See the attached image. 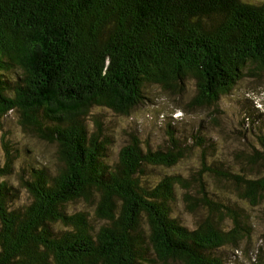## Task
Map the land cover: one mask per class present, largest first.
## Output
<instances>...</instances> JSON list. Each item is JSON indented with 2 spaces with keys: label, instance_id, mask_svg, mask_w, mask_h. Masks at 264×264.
I'll return each mask as SVG.
<instances>
[{
  "label": "trees",
  "instance_id": "16d2710c",
  "mask_svg": "<svg viewBox=\"0 0 264 264\" xmlns=\"http://www.w3.org/2000/svg\"><path fill=\"white\" fill-rule=\"evenodd\" d=\"M253 69L264 70V1L0 0V264H228L220 250L237 247L251 228L210 194L203 175L234 181L253 204L264 175L235 176L206 153L190 177L150 180L148 167L171 168L187 155L173 125L167 149H145L132 133L111 160L117 129L101 116L130 115L146 86L182 94L190 79L197 89L189 108L212 107ZM12 112L24 133L57 145L55 174L22 163L18 187L9 181L20 159L5 128ZM258 139L260 149L241 154L243 172L259 164L264 173ZM201 143L203 152L214 149ZM20 189L29 201L16 205ZM178 189L188 211L209 210L194 229L174 214ZM79 202L87 209L70 213ZM224 217L234 223L228 233Z\"/></svg>",
  "mask_w": 264,
  "mask_h": 264
},
{
  "label": "rangeland",
  "instance_id": "374dc122",
  "mask_svg": "<svg viewBox=\"0 0 264 264\" xmlns=\"http://www.w3.org/2000/svg\"><path fill=\"white\" fill-rule=\"evenodd\" d=\"M243 1L259 3L264 0ZM246 74L247 76L245 75L243 81L230 94L222 95L212 107L189 108V103L197 89L195 81L190 79L186 81L182 94L172 95L159 86H146L144 89L146 99L143 105L135 108L130 115L102 112L101 121L104 126L117 129V132L112 133L114 136L111 142V160L116 155L118 157L120 149L127 145L132 133L140 138L145 149H167L171 143L167 125L172 124L173 136L179 140V144L186 150L187 155H184L182 160L171 168L148 167L146 170L148 179L152 180L167 172L190 177L202 169V158L206 153L213 155L207 161L213 158L220 160L225 167L230 168L232 173L237 174L235 176L262 178L263 168L259 164L252 172H243L248 158H243L241 154L248 156L253 154L256 148H261L258 137L264 135V70L253 69ZM248 115H250L249 118ZM91 120L92 118H90V124H92ZM7 122L6 131L9 129L8 133L18 143L20 149V159L15 161L13 173L9 176V181L15 187H18L22 163L26 164V167L30 165L46 167L53 174L60 170L62 166L58 158L57 145L47 143L32 133H24L19 126V114L16 112H12ZM200 138H203L204 142L213 144L214 149L203 152ZM203 181L210 194H214L215 199L219 198L222 203L230 204L233 210L240 213L238 218L244 220L246 226L251 228L250 236L238 241L237 247L231 245L223 247L220 250L222 257L228 264H264V195L260 194L256 203L253 204L239 197L236 189L238 186H235L234 181L220 182L210 174L203 175ZM177 194L178 201L174 214L179 217L183 225L194 229L201 220L210 215L205 206L195 213L188 211L182 190L178 189ZM25 201H29L28 194L21 190L16 205H21ZM81 207L87 209L83 202H79L73 204L69 212L72 213L73 209ZM93 210L94 207L89 210L92 215ZM92 222L96 228L104 223L98 219ZM221 228L225 233L230 232L234 228L233 220L229 217L221 218Z\"/></svg>",
  "mask_w": 264,
  "mask_h": 264
}]
</instances>
